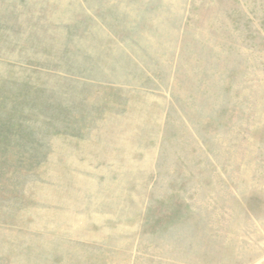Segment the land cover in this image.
<instances>
[{
    "label": "rangeland",
    "instance_id": "374dc122",
    "mask_svg": "<svg viewBox=\"0 0 264 264\" xmlns=\"http://www.w3.org/2000/svg\"><path fill=\"white\" fill-rule=\"evenodd\" d=\"M0 264H264V0H0Z\"/></svg>",
    "mask_w": 264,
    "mask_h": 264
}]
</instances>
